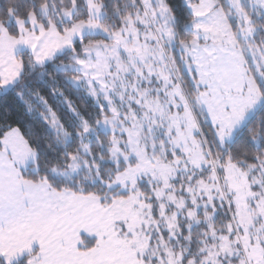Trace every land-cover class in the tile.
<instances>
[{"label":"snow or ice","instance_id":"6c2138e0","mask_svg":"<svg viewBox=\"0 0 264 264\" xmlns=\"http://www.w3.org/2000/svg\"><path fill=\"white\" fill-rule=\"evenodd\" d=\"M0 264H264V0H0Z\"/></svg>","mask_w":264,"mask_h":264},{"label":"trees","instance_id":"16d2710c","mask_svg":"<svg viewBox=\"0 0 264 264\" xmlns=\"http://www.w3.org/2000/svg\"><path fill=\"white\" fill-rule=\"evenodd\" d=\"M78 104H80L81 106H83V102L82 101H79Z\"/></svg>","mask_w":264,"mask_h":264}]
</instances>
